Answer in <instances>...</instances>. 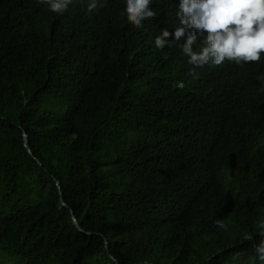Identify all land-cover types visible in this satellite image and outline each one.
<instances>
[{
    "label": "trees",
    "instance_id": "obj_1",
    "mask_svg": "<svg viewBox=\"0 0 264 264\" xmlns=\"http://www.w3.org/2000/svg\"><path fill=\"white\" fill-rule=\"evenodd\" d=\"M88 2L0 0V264H264V53L195 67L202 30L154 44L180 0Z\"/></svg>",
    "mask_w": 264,
    "mask_h": 264
},
{
    "label": "clouds",
    "instance_id": "obj_2",
    "mask_svg": "<svg viewBox=\"0 0 264 264\" xmlns=\"http://www.w3.org/2000/svg\"><path fill=\"white\" fill-rule=\"evenodd\" d=\"M51 12L62 14L72 0H42ZM152 0H126L124 15L134 27L141 28L146 19H154L156 12L150 8ZM105 5L100 0H89L87 11L93 12ZM180 26L170 33L161 29L154 44L163 49L168 38L179 41L187 30H202L207 33L202 40L201 50L193 51L197 41V31H187L181 50L188 63L195 67L220 66L225 60L235 62L239 66L251 62H259L264 53V0H180L179 10L175 13ZM196 75L195 71L191 72ZM260 91H264V74L258 75ZM219 228H225L221 220H217ZM259 240L255 246L259 258L264 260V217L256 224ZM251 239V237H247Z\"/></svg>",
    "mask_w": 264,
    "mask_h": 264
},
{
    "label": "water",
    "instance_id": "obj_3",
    "mask_svg": "<svg viewBox=\"0 0 264 264\" xmlns=\"http://www.w3.org/2000/svg\"><path fill=\"white\" fill-rule=\"evenodd\" d=\"M23 145H24V147L26 148L27 152H28L31 156H33L32 153H31V151H30V149H29V147H28V142H27V136H26V134L23 135ZM37 162H38V161H37ZM38 163H39V162H38ZM56 186H57V188H58V190H59V195H60V202H61V205L64 206V207H67V206L65 205V203L63 202V199H62V191H61V189H60V185L58 184V182H56ZM73 221H74V223L76 224V220L73 219Z\"/></svg>",
    "mask_w": 264,
    "mask_h": 264
}]
</instances>
